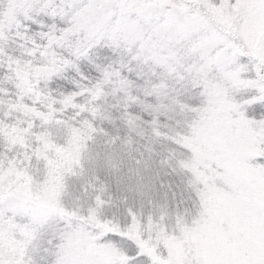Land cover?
I'll return each mask as SVG.
<instances>
[{
	"label": "snow or ice",
	"instance_id": "obj_1",
	"mask_svg": "<svg viewBox=\"0 0 264 264\" xmlns=\"http://www.w3.org/2000/svg\"><path fill=\"white\" fill-rule=\"evenodd\" d=\"M0 264H264V0H0Z\"/></svg>",
	"mask_w": 264,
	"mask_h": 264
}]
</instances>
